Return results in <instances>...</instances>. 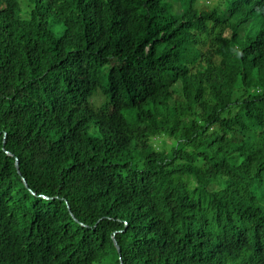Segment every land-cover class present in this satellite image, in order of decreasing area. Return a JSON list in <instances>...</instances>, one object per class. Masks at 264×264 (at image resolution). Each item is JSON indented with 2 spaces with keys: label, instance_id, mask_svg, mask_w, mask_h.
Segmentation results:
<instances>
[{
  "label": "trees",
  "instance_id": "obj_1",
  "mask_svg": "<svg viewBox=\"0 0 264 264\" xmlns=\"http://www.w3.org/2000/svg\"><path fill=\"white\" fill-rule=\"evenodd\" d=\"M0 264H264V0H0Z\"/></svg>",
  "mask_w": 264,
  "mask_h": 264
},
{
  "label": "water",
  "instance_id": "obj_2",
  "mask_svg": "<svg viewBox=\"0 0 264 264\" xmlns=\"http://www.w3.org/2000/svg\"><path fill=\"white\" fill-rule=\"evenodd\" d=\"M6 153H8V152H6ZM14 161H15V168H16L17 172L19 173L17 158H15ZM22 180H23L24 185L26 186L27 184H26L25 180H24L23 178H22ZM31 192H32V191H31ZM32 193L34 194V192H32ZM113 243H114V245L116 246V248L118 249L117 243H116V241H115L114 238H113Z\"/></svg>",
  "mask_w": 264,
  "mask_h": 264
}]
</instances>
